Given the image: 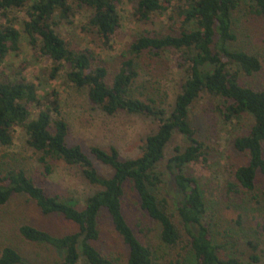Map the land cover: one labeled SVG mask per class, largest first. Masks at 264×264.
<instances>
[{"label":"trees","instance_id":"1","mask_svg":"<svg viewBox=\"0 0 264 264\" xmlns=\"http://www.w3.org/2000/svg\"><path fill=\"white\" fill-rule=\"evenodd\" d=\"M132 17L141 24L153 23L163 15L166 23L145 30L127 44L124 53L106 62L89 48H77L61 38L57 27L72 24L76 7L91 11L80 29L102 50L113 47L120 28L118 6L122 0H0V62L20 49L22 34L37 57L50 61L49 79L65 72L66 80L88 102L104 114H127L157 121L155 133L146 137L137 157L122 159L115 147H91L67 143L69 125L62 113L56 91L39 95L33 82L24 79L0 80V146L9 148L16 129L22 130L27 146L35 153L44 177L57 163L77 167L95 191L83 205L63 200L47 192L10 153L0 155V208L15 198H24L42 215H56L68 226L52 233L30 223H21L19 236L29 244L52 249L58 259L31 263L11 245L0 248V264H121L107 248H102L103 225L107 222L123 248L124 264H157L151 248L138 238L124 213L126 202L135 196L143 216L157 226L159 241L172 254L167 264H256L253 253L242 256L223 254L214 243L204 222L206 203L192 164L206 160V146L190 120L193 104L207 95L219 102L217 110L226 121L249 115L253 125L237 136L232 148L245 162L233 168L226 183L228 191L253 195L264 205V88L242 83L263 69L258 55L236 47L234 13L245 6L264 20V0H128ZM22 12L21 28L15 26L13 12ZM166 51L176 52V66L183 72L171 109L165 111L159 89L144 93L137 86L140 71H153ZM38 112L34 118L33 112ZM184 147H176L167 161L172 196L164 194L163 174L158 171L165 149L175 136ZM111 174L102 175L94 161ZM165 177V176H164ZM259 199V200H258ZM132 201V199H131ZM264 231V224L262 225ZM248 244V243H247ZM254 252L257 245L249 243Z\"/></svg>","mask_w":264,"mask_h":264},{"label":"rangeland","instance_id":"2","mask_svg":"<svg viewBox=\"0 0 264 264\" xmlns=\"http://www.w3.org/2000/svg\"><path fill=\"white\" fill-rule=\"evenodd\" d=\"M134 3L122 0L118 6L121 17L120 28L113 38V47L109 51L99 49L92 38L83 34L80 27L87 22L91 11L77 8L71 17L72 24L57 27L59 36L77 48H89L106 62L113 61L124 53L127 44L139 33L161 27L166 23L165 15L157 17L153 23L141 24L134 21L132 7ZM16 17L15 26L20 29L24 19L22 12H13ZM234 33L237 37L236 47L251 54L258 55L263 62V69L257 75L241 77L242 83L249 84L255 89L264 88V20L249 8L241 6L233 15ZM177 53L166 51L161 55V61L153 70L142 67L137 86H142L146 92L152 88L160 90L164 99L163 107L169 111L173 105L179 86L183 80V72L176 66ZM50 61L37 57L22 34L20 49L10 53L0 62V80L24 78L34 83L39 95L56 91L62 101V113L69 125L67 143L78 144L85 153L91 147L108 150L115 147L122 159L134 158L140 155L141 147L147 136L156 132L158 123L153 119L127 114L108 116L99 108L92 106L86 93L76 91L66 80L65 72L60 73L54 80L49 79ZM219 102L207 95L193 104L190 110V120L196 129L197 136L206 146V160L192 164L189 173L196 177L206 203L204 222L208 225L214 243L223 254L242 256L249 261V255L255 254L264 264V205L252 199L259 193L261 180L256 189L248 196H238L228 191L226 183L233 168L243 164L245 158L232 148L235 137L248 133L253 125L251 116L246 115L239 120L226 121L217 110ZM35 109L32 118L37 114ZM27 137L22 130L14 132V142L11 147L0 146V155L10 153L20 161L24 170L33 177L44 189L51 194H58L63 200L78 202L83 205L85 198L95 189L81 175L77 167L63 163L54 166L53 173L44 177L41 167L36 162L35 153L26 144ZM184 147L181 136H175L165 149L164 160L158 167L163 174L162 191L172 196L171 178L166 170L167 161L174 155L176 147ZM94 161L98 172L109 176L111 171ZM124 206L125 216L129 224L145 245L149 246L156 258L157 264H167L171 252L159 241L158 228L142 215L134 200L135 196ZM259 200V199H258ZM21 223H30L40 229L52 233H61L67 224L56 215H42L24 198H15L6 207L0 208V248L11 245L19 250L25 260L31 263L52 262L58 256L52 249L25 242L18 234L17 228ZM102 248H107L124 264L125 248L119 238L111 232L107 222L103 225ZM248 243V244H247ZM249 243L257 245L254 252Z\"/></svg>","mask_w":264,"mask_h":264}]
</instances>
